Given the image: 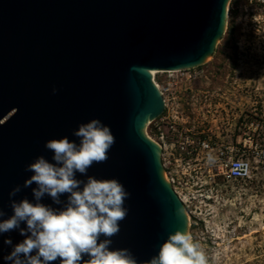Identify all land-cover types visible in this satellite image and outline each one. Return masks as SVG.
I'll return each mask as SVG.
<instances>
[{
    "label": "water",
    "instance_id": "obj_1",
    "mask_svg": "<svg viewBox=\"0 0 264 264\" xmlns=\"http://www.w3.org/2000/svg\"><path fill=\"white\" fill-rule=\"evenodd\" d=\"M229 1L0 0V222L13 215L12 200L35 202L36 185L23 187L33 174L25 168L39 156L54 162L45 143L68 137L78 144L73 132L99 119L116 142L109 159L94 163L87 175L115 178L130 193L110 248H127L143 262L158 254L170 234L188 233L190 222L164 174L161 148L145 134L164 111L145 70L190 69L212 58ZM18 185L21 191L10 197ZM41 203L64 206L47 195ZM20 227L26 229V222ZM25 238L19 229L0 233V264H10L4 257ZM89 258L84 255L80 264ZM50 264H60L59 258Z\"/></svg>",
    "mask_w": 264,
    "mask_h": 264
},
{
    "label": "rangeland",
    "instance_id": "obj_2",
    "mask_svg": "<svg viewBox=\"0 0 264 264\" xmlns=\"http://www.w3.org/2000/svg\"><path fill=\"white\" fill-rule=\"evenodd\" d=\"M246 2L229 1L225 31L212 58L203 63L206 78L181 80L177 70L173 77L167 72L155 75L161 84L178 81L174 110L180 114L179 122L183 117L187 126L204 130L215 143L229 142L234 116L253 104L264 77L261 42L249 35L243 22ZM179 169L192 175L184 199L188 233L203 251L206 264H264V168L239 182L211 178L200 159Z\"/></svg>",
    "mask_w": 264,
    "mask_h": 264
},
{
    "label": "clouds",
    "instance_id": "obj_3",
    "mask_svg": "<svg viewBox=\"0 0 264 264\" xmlns=\"http://www.w3.org/2000/svg\"><path fill=\"white\" fill-rule=\"evenodd\" d=\"M73 135L79 138L78 144L68 137L45 143L54 162L39 156L26 166L25 171L33 174L23 187L36 185L32 188L35 202L27 198L12 200L13 215L0 222V233L19 229L20 235L26 236L4 257L5 261L50 264L59 258L60 264H80L87 255L90 258L83 264H206L200 246L188 233L179 230L170 234L158 254L148 261L138 262L127 248L111 249V237L119 233L120 222L127 216L124 204L130 193L115 178L97 179L87 173L94 163L109 159L115 136L99 119L80 124ZM77 173L87 176L86 181L77 179ZM20 191L18 185L9 196L14 197ZM65 194H68L66 202L61 200ZM46 195L53 203L63 204V208L54 209L41 203ZM4 215L0 210V217ZM22 222H26V229L20 227ZM101 236L105 238L101 240ZM4 243L12 245V240L6 239Z\"/></svg>",
    "mask_w": 264,
    "mask_h": 264
},
{
    "label": "built area",
    "instance_id": "obj_4",
    "mask_svg": "<svg viewBox=\"0 0 264 264\" xmlns=\"http://www.w3.org/2000/svg\"><path fill=\"white\" fill-rule=\"evenodd\" d=\"M242 8L244 25L249 35L259 38L264 54V0H247ZM238 18L241 19L240 16ZM164 72L169 73V77L182 72L181 80L190 82L206 78L208 69L202 64L177 72ZM152 79L162 96L164 111L148 123L146 136L160 146L164 174L181 199H186L192 175L187 176L179 168L188 165L193 159L204 160L210 169V177H219L224 182L248 180L254 171L264 168V77L256 90L257 94H254L253 104L237 117L234 116L233 128L226 144L213 142L204 130H196L194 125L187 126L183 117V123L179 122L180 114L174 110L177 107L174 102L178 91L177 80L161 84L156 76Z\"/></svg>",
    "mask_w": 264,
    "mask_h": 264
},
{
    "label": "bare ground",
    "instance_id": "obj_5",
    "mask_svg": "<svg viewBox=\"0 0 264 264\" xmlns=\"http://www.w3.org/2000/svg\"><path fill=\"white\" fill-rule=\"evenodd\" d=\"M173 71L175 72L176 70H173ZM173 71H170V72H173ZM145 72H147L148 74H150V75L152 76V78H153V77H155V75H156L157 73H159V72H164V71H163V70H160V71H153V70H148V69H146ZM147 125H148V124H147ZM147 125H146V126H147ZM145 128H146V127H145ZM180 200H181V202L184 204V202H185L184 199H181V198H180ZM186 215H187V214H186ZM187 217H188V216H187Z\"/></svg>",
    "mask_w": 264,
    "mask_h": 264
},
{
    "label": "trees",
    "instance_id": "obj_6",
    "mask_svg": "<svg viewBox=\"0 0 264 264\" xmlns=\"http://www.w3.org/2000/svg\"><path fill=\"white\" fill-rule=\"evenodd\" d=\"M237 27L235 28V31H236ZM233 30V27L231 26V31Z\"/></svg>",
    "mask_w": 264,
    "mask_h": 264
}]
</instances>
